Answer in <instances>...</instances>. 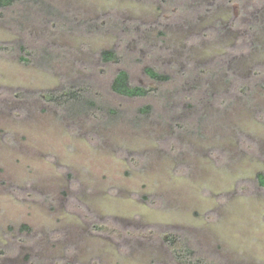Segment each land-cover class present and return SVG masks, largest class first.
I'll return each mask as SVG.
<instances>
[{
	"label": "rangeland",
	"instance_id": "obj_1",
	"mask_svg": "<svg viewBox=\"0 0 264 264\" xmlns=\"http://www.w3.org/2000/svg\"><path fill=\"white\" fill-rule=\"evenodd\" d=\"M258 173L264 0L0 8V264H264Z\"/></svg>",
	"mask_w": 264,
	"mask_h": 264
},
{
	"label": "trees",
	"instance_id": "obj_2",
	"mask_svg": "<svg viewBox=\"0 0 264 264\" xmlns=\"http://www.w3.org/2000/svg\"><path fill=\"white\" fill-rule=\"evenodd\" d=\"M17 1L19 0H0V8L12 6ZM101 58L104 61H109V60L116 59V55H115V52L111 50H104L101 52ZM144 71L150 77L155 78L157 80H164L167 78L165 74L159 73L151 67H146ZM110 87H111V90L115 92L116 94L127 96V97L144 96L150 91V88L131 83L128 72L123 69H120L119 71L116 72V74L113 77ZM77 96H80V92H78V90L68 89L65 92H59L57 94L56 93L54 94L53 92H49L47 93L46 98L48 100L56 101L57 103L62 104L64 102H67L71 98H76ZM98 108H101V107L99 106ZM257 183L260 186H264V174L263 173L257 174ZM169 239L172 245H175V248L178 247L176 248V253H178V256H180L181 259L183 257L184 261H188V259L186 258L187 254H184V252H186L185 251V245H186L185 239L186 238H183V239L179 238V241L175 240L174 238H169ZM1 253H2V249L0 247V254Z\"/></svg>",
	"mask_w": 264,
	"mask_h": 264
},
{
	"label": "flooded vegetation",
	"instance_id": "obj_3",
	"mask_svg": "<svg viewBox=\"0 0 264 264\" xmlns=\"http://www.w3.org/2000/svg\"><path fill=\"white\" fill-rule=\"evenodd\" d=\"M144 200V199H143ZM145 201V200H144ZM94 225V224H93Z\"/></svg>",
	"mask_w": 264,
	"mask_h": 264
}]
</instances>
